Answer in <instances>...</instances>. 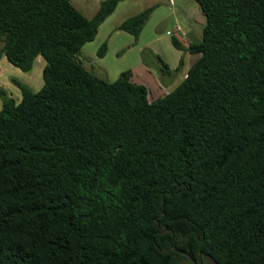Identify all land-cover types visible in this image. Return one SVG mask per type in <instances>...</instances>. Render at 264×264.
Segmentation results:
<instances>
[{
	"label": "trees",
	"instance_id": "16d2710c",
	"mask_svg": "<svg viewBox=\"0 0 264 264\" xmlns=\"http://www.w3.org/2000/svg\"><path fill=\"white\" fill-rule=\"evenodd\" d=\"M194 1L200 38L170 42L197 57L148 101L77 57L117 0H0V56L43 60L37 90L0 89V264H264V0Z\"/></svg>",
	"mask_w": 264,
	"mask_h": 264
},
{
	"label": "rangeland",
	"instance_id": "374dc122",
	"mask_svg": "<svg viewBox=\"0 0 264 264\" xmlns=\"http://www.w3.org/2000/svg\"><path fill=\"white\" fill-rule=\"evenodd\" d=\"M100 1L71 0V3L83 15L91 16L97 10ZM145 8H149L150 12L137 38L115 28V24L118 25L130 16H127L128 14ZM189 9L197 10L199 18L202 19L203 16L194 0H117L113 11L104 18L101 25L99 24L94 38L82 44L77 57L85 66L91 65L97 75L108 81L117 78L121 71L129 69L130 80L143 84L147 88L148 101L154 100L172 89L181 80L182 72L197 57V53L187 52L183 54V63L178 69H171V66L174 68L172 61L182 52L174 48L170 42V34L174 33L172 29L175 26L179 27L182 33L175 32L180 38L185 35L189 40L200 38V29L193 36L195 27L185 19V12L187 13ZM101 44H104V50L97 55ZM158 58L167 64L168 71H160ZM42 66V58L37 57L32 68L22 72L1 55L0 89L16 100L19 98V91L12 79L30 86L32 90H37L41 85ZM207 264L213 263L207 259Z\"/></svg>",
	"mask_w": 264,
	"mask_h": 264
},
{
	"label": "crops",
	"instance_id": "0c3cea01",
	"mask_svg": "<svg viewBox=\"0 0 264 264\" xmlns=\"http://www.w3.org/2000/svg\"><path fill=\"white\" fill-rule=\"evenodd\" d=\"M136 12H138V11H134L131 14L133 15ZM131 14H128L127 16H129V15L131 16ZM87 17H89V16H87ZM185 19L189 20L191 22L192 26L195 27V30L193 32V36H194V34H197L198 33V29H200L201 28V25L203 24V21H204L203 20V17H202V19H200L197 10H195V9H189V11L187 13L185 12ZM100 25H101V23H100ZM116 26H117V24H115V28H116ZM186 37L187 36L185 35L183 38H179L181 40L180 42H182V45H183L184 48L188 45L189 42L193 41V40L187 39ZM128 42L130 43L129 39H128ZM147 46H149L148 43H147ZM180 51H182L181 54L178 53L176 59L172 61V65H173L174 68H176V67L178 68L179 67V64H178L179 58L182 59L183 54L187 53V51H185V50H180ZM182 63H183V61L181 62V64ZM174 68H172V66H171V69H174ZM185 70L182 72L181 78L184 76Z\"/></svg>",
	"mask_w": 264,
	"mask_h": 264
},
{
	"label": "flooded vegetation",
	"instance_id": "af4514ba",
	"mask_svg": "<svg viewBox=\"0 0 264 264\" xmlns=\"http://www.w3.org/2000/svg\"><path fill=\"white\" fill-rule=\"evenodd\" d=\"M192 263L193 264H207V260H205V258L199 257L197 261L196 260H194V261L192 260Z\"/></svg>",
	"mask_w": 264,
	"mask_h": 264
},
{
	"label": "built area",
	"instance_id": "2783aa9c",
	"mask_svg": "<svg viewBox=\"0 0 264 264\" xmlns=\"http://www.w3.org/2000/svg\"><path fill=\"white\" fill-rule=\"evenodd\" d=\"M169 1H170V0H169ZM174 31H178V33H182V31L179 29L178 26H175V27H174Z\"/></svg>",
	"mask_w": 264,
	"mask_h": 264
},
{
	"label": "water",
	"instance_id": "95a60500",
	"mask_svg": "<svg viewBox=\"0 0 264 264\" xmlns=\"http://www.w3.org/2000/svg\"><path fill=\"white\" fill-rule=\"evenodd\" d=\"M177 251H179V250H177ZM179 252H181V251H179ZM183 253V252H182ZM193 261H194V259H193Z\"/></svg>",
	"mask_w": 264,
	"mask_h": 264
}]
</instances>
